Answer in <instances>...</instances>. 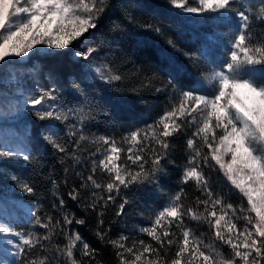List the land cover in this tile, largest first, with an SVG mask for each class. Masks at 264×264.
I'll list each match as a JSON object with an SVG mask.
<instances>
[{
  "label": "trees",
  "instance_id": "16d2710c",
  "mask_svg": "<svg viewBox=\"0 0 264 264\" xmlns=\"http://www.w3.org/2000/svg\"><path fill=\"white\" fill-rule=\"evenodd\" d=\"M169 3L170 0H107L97 28L91 30L90 46L97 51L92 53L90 61L97 65L104 64L106 76H119V80L104 83L89 73L85 74L78 62L67 56L56 60L57 66H54L56 70L53 72L47 70L43 63L34 74L28 92L38 91L39 88L41 92L54 90L59 97L57 106L66 110L68 118L53 122L56 129L52 130L58 131L56 143L62 145L65 152L54 148L44 138L45 123L32 121L36 135L34 133L29 139L28 153L31 159L0 163V174L7 178L8 183H27L33 188L32 193L23 191L20 197L33 205V210L45 223H48V217L52 219L48 228L34 224L33 217L16 225L32 234L33 245L24 247L28 251L25 259L31 264H66L67 256L60 259L59 253L60 250L66 251L70 232H78L94 250V255L85 256L82 244L73 248V259L79 264H120L116 255L120 249L109 241L127 246L136 244L137 247L141 240L150 242L160 251L161 260L167 261L174 255L175 245L165 255L168 246L160 249L151 236L138 228L153 226L156 210L174 200L177 194L183 207H193L203 212L204 205L197 201L207 198L205 184L208 191L224 203L232 204L238 213L240 206L247 207L246 199L226 180L224 172L211 160L210 154L207 162L203 155L192 160L196 150L202 154L209 152L204 139L196 134L197 127H192L193 121L187 119L193 117H183L177 121L181 124L180 129L166 138L170 145L167 155L158 169L151 171V157L156 152L149 151V148L163 150L146 126L153 124L173 107L178 108L182 96L177 89L187 90L196 82L206 84L204 75L216 68L211 61L219 62L221 57L230 56L226 51L230 41H225L223 37L234 36L236 27L234 20L208 18V13L184 15ZM206 33L217 34L218 37L211 40L205 36ZM247 35L251 43L264 44V22L252 20ZM262 67L255 66L261 72L260 79H264ZM78 71L81 80L76 77ZM249 72L244 71L241 75L246 77ZM72 81H76L78 87ZM193 116V120H197L198 116ZM138 129L148 132L147 136L141 132L140 144L130 140V133ZM160 130L162 125L156 127L157 139H165L159 137ZM103 139L114 141L122 149L117 163L127 164L129 172L139 171L136 165L127 160L129 149L146 157L145 171L149 175L147 178L141 177L143 183L129 184L126 188L120 185L119 191L107 190L112 177L93 164V161L104 158L109 147L102 142ZM189 139L193 140L194 148L188 147ZM141 147L145 149L143 153L139 151ZM190 166L197 167L202 181L185 177ZM89 175L101 187L96 188L92 181H88ZM73 189L79 196L78 201L69 195ZM110 195L112 200H108ZM61 199L66 213L59 211ZM93 203L96 204L95 208L92 207ZM121 205H124L123 211ZM65 214L84 219L85 223L63 224ZM101 219L103 225H100ZM56 221L61 224H56ZM234 222L241 230L246 225L243 219H235ZM98 225L106 233L103 239L97 235ZM163 226L171 229L174 240L183 239L182 230L175 224L167 225L164 222ZM185 227L203 239L214 236V231L204 221L186 217ZM213 243L217 248L218 242ZM222 246L217 249L226 254L225 249L229 247ZM155 258V254L150 257Z\"/></svg>",
  "mask_w": 264,
  "mask_h": 264
},
{
  "label": "snow or ice",
  "instance_id": "6c2138e0",
  "mask_svg": "<svg viewBox=\"0 0 264 264\" xmlns=\"http://www.w3.org/2000/svg\"><path fill=\"white\" fill-rule=\"evenodd\" d=\"M106 2L107 0H0V65L7 64L8 58L28 57L37 45H47L49 49L69 48L73 41L88 33L90 29L97 28V21L105 10ZM198 2L199 7H195L186 5L185 0H170V3L183 13H208L210 14L208 18L229 22L234 20L235 35L226 49L230 56L221 57L219 62L211 61L218 69L213 73L211 89L201 82H196L187 90L177 89L182 96L178 108L173 107L153 124L146 126L151 130L152 138L156 139L160 149L163 150L149 148V151L156 152V155L151 157V171L157 170L167 155L170 145L166 138L180 129L181 124L177 121L183 117L195 119L193 114H198L203 117V127L199 128L198 132L205 133L204 144L209 152L202 154L196 150L192 160H197L203 155L204 161L207 162L210 154L211 160L219 165L220 170L225 172L227 180L246 199L247 207L240 206L238 213L232 204L224 203L208 191L206 184L204 192L207 193V198L197 201L198 204L204 205L203 212H198L193 207H183L180 203L181 197L177 194L171 206L165 207L158 213L155 224L142 229L160 245V249H164L165 245L168 246L165 255L171 252L175 245L174 255L167 261L161 260L160 251L150 242L146 243L143 240L139 241L138 247L136 244L127 246L117 241H109L122 249L116 253L120 264H264V155H258L253 147L254 142L264 144V84L240 74L244 71H257L255 68L257 65L264 66V44L251 43L247 35L252 20L259 19L264 22V0H260L255 6L250 0H198ZM254 7L259 8L260 11L255 12ZM96 51L97 49L90 45L86 46V51L73 52V59L90 61L92 53ZM81 68L94 72V78L107 84H111L113 79H120L119 76L108 78L104 66L93 67L91 61L81 65ZM171 80L170 76V84ZM72 83L76 85V81ZM58 100L55 91L50 89L30 97L25 102V107L41 121H63L67 119L68 114L57 106ZM186 122L191 123V121ZM158 125H162L158 135L165 139H157ZM43 127L46 132L44 138L54 148L65 152V148L56 143L59 137L58 131H52L56 129V124L48 123ZM217 130H220V134ZM141 132H144L145 136L148 135L144 129H138L130 133V140L140 144ZM208 132L212 133L211 139L207 135ZM103 143L109 145L106 154L98 162L93 161V164L112 177V182L107 184L109 192L113 189L119 191L120 185L126 188L129 184L144 182L141 177L147 178L149 175L145 171L147 159L144 155L133 153L132 149L128 150L127 160L139 168V171L132 173L129 172L127 164L117 163L122 149L109 139H104ZM187 143L190 149L194 148L192 139ZM139 151L143 153L144 147ZM225 156H230V159L225 160ZM0 158H22L24 161H29L31 156L26 148L15 150L4 148L0 144ZM185 177L203 180L197 167L188 170ZM88 181H92L96 188L101 187L92 175L88 176ZM17 186L26 193L33 192V188L27 183ZM69 195L73 200H79L75 189ZM112 199L110 195L108 200ZM92 207L95 208L96 204L93 203ZM123 208L124 205H121V211ZM7 211V208L0 204V236L19 237V239L14 241L4 239L0 243V264H31L25 259L28 251L23 245L31 247L34 240L24 238L8 225L5 219ZM59 211L66 213L63 199L59 201ZM31 216L32 222L41 228H48L51 225V217H48V223H45L37 211L32 210ZM186 217L194 221L207 222L210 230L214 231L215 240L232 250L228 258H221L217 249L206 251L211 245L202 247L203 241L194 237L193 231L185 227ZM235 219L246 221L242 230L238 229ZM164 221H167V225L175 224L180 228L183 239L174 240V233L168 226L157 227L163 225ZM84 223V219L64 215L63 224L83 225ZM103 223L101 219L100 225ZM56 224L61 222L56 221ZM100 225L97 228V235L103 239L106 233ZM44 238H47L46 234ZM68 240L66 251L60 250L59 253L60 259L67 256L66 264H76L73 259V248L81 244L85 256L94 255V250L78 232H70ZM153 254L156 258L150 259Z\"/></svg>",
  "mask_w": 264,
  "mask_h": 264
},
{
  "label": "rangeland",
  "instance_id": "374dc122",
  "mask_svg": "<svg viewBox=\"0 0 264 264\" xmlns=\"http://www.w3.org/2000/svg\"><path fill=\"white\" fill-rule=\"evenodd\" d=\"M257 2L259 3L260 0H250V3L255 6L257 5ZM185 4L188 6H195L199 7L198 0H185ZM169 5L173 8H175L176 11L184 14V15H203L207 13H183L180 9L173 6L171 3ZM255 12H259L260 9L253 8ZM92 29L89 30L88 33H85L83 36L79 37L77 40L73 41L72 44L69 46V48L66 49H49L47 48V45H37L36 48L32 50L31 53H29L28 57L26 58H8L9 62L7 64L0 65V144L4 148H10L15 150H21L25 149L27 152L29 151L28 144L29 139L33 136L35 133L34 125L32 121H40L45 124L47 123H53L52 121H41L37 119V117L25 107V102L29 100L30 97L38 95V93L41 92L40 88L38 91H32V93H29V88L34 80V74H37L36 71H39L40 65L43 63L46 64V69L53 72L56 70L54 66H57L56 60L67 56L73 59V52H83L86 51V46L90 45V41L92 39ZM206 37H208L211 40L217 39V34L213 33H206ZM233 36H230L229 38L227 36L223 37L225 41H231ZM81 45H84L85 47H82ZM39 49V51H37ZM71 49V51H70ZM78 62V65L81 67V65L88 64V61H84L82 59H73ZM93 67L97 66H104V71L106 74V66L104 64H95L92 63ZM53 65V66H52ZM264 67V66H263ZM262 67V68H263ZM258 70V68H256ZM82 70L86 73H89L91 75H95L94 72H89L87 69ZM218 70L217 68H213L211 71L206 73L204 75V80L206 84L208 85L209 89H211V85L213 84V73L214 71ZM77 71V69H76ZM82 71V72H83ZM80 72H76L77 79L81 80V76L79 74ZM242 74V73H240ZM261 72L259 71H250L248 76L245 78H252L259 84H264V79H260ZM59 82L60 80L57 79ZM100 80V79H98ZM65 84V82H63ZM35 89V88H34ZM39 107V106H37ZM59 107V106H58ZM62 109V108H61ZM63 112H66V110L62 109ZM67 113V112H66ZM197 120H193L192 118H187L188 120L191 119L192 127L196 128L197 131L196 134L200 138L202 137L204 139L205 133L204 132H198V129L203 127V117L198 114ZM68 118V116H67ZM33 119V120H32ZM37 119V120H36ZM57 122V121H55ZM214 123V119H213ZM217 132H220V130H217ZM36 135V133H35ZM209 139H211V132L207 133ZM104 140V139H103ZM102 140V142H103ZM253 147L256 150V153L258 155H264V144L259 143H253ZM225 160L230 159V156H225ZM17 160H23L20 159H4L0 158V163L4 161L8 162H14ZM192 169V166L189 167ZM224 175L226 177V174L224 172ZM227 180V178H226ZM228 181V180H227ZM23 191L20 187H18L15 183H8L7 178L0 174V204H3L7 208V216L5 217L8 225H11L12 228L22 234L24 238H32V234L27 231L24 228H17V223L21 221H29L31 216V211L33 210V205L29 204V202L23 200L20 196ZM173 200L167 202L165 206L162 209L156 210L155 212V218L153 219V223H155L156 216L160 211H163L165 207L171 206ZM167 222V221H164ZM163 226V225H160ZM152 227V226H150ZM143 229V228H138ZM194 237L197 239H200L203 241V245H211V248L206 249V251H212V249H217L213 241L215 240L214 236L212 238L203 239L197 236V234H193ZM214 235V234H213ZM4 239L8 240H16L19 239V237H3L0 236V243L3 242ZM122 241V240H121ZM218 246L219 248L223 247V244H220L219 241ZM26 245H23L25 247ZM220 252V249H217ZM122 251V249H120ZM226 254H222L220 252V257L227 259L229 254L231 253V249L227 248L225 249ZM127 256V254H125ZM213 255H215V252H213ZM131 258V257H129ZM76 264H79L76 262Z\"/></svg>",
  "mask_w": 264,
  "mask_h": 264
}]
</instances>
